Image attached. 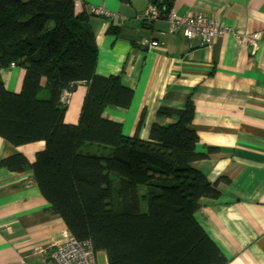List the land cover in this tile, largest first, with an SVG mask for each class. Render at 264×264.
I'll list each match as a JSON object with an SVG mask.
<instances>
[{"label":"trees","instance_id":"1","mask_svg":"<svg viewBox=\"0 0 264 264\" xmlns=\"http://www.w3.org/2000/svg\"><path fill=\"white\" fill-rule=\"evenodd\" d=\"M76 8V0H0V71L25 72L18 93L0 76V137L14 146L45 143L33 164L17 154L2 166L32 171L49 212L107 264H226L195 218L200 201L220 193L191 166L206 157L190 128L194 103L160 107L149 134L156 147L125 139L105 110H128L134 91L122 73L97 74L94 14ZM81 84L88 89L79 121L67 124L63 93Z\"/></svg>","mask_w":264,"mask_h":264},{"label":"crops","instance_id":"2","mask_svg":"<svg viewBox=\"0 0 264 264\" xmlns=\"http://www.w3.org/2000/svg\"><path fill=\"white\" fill-rule=\"evenodd\" d=\"M158 1L86 0L77 7L89 14L92 7L115 14L90 17L98 46L96 71L106 77L122 73L134 99L128 110L107 108L105 117L123 125L125 139L156 147L149 134L160 107L180 108L191 100L190 128L200 139L197 152L206 156L191 166L220 193L216 200L202 199L195 218L226 264H264V0H163L167 9ZM152 5L162 15L154 23L144 19ZM171 11L202 14L262 39L256 48L228 34L209 44L200 36L188 40L182 31H170L165 18ZM0 76L7 91H21L23 69H4ZM87 89L81 84L68 95L67 124L78 123ZM44 148L43 141L14 146L0 137V264H20L27 256L30 264H53L47 252L33 251L68 231L49 212L32 171L16 173L2 166L17 154L33 164Z\"/></svg>","mask_w":264,"mask_h":264},{"label":"built area","instance_id":"3","mask_svg":"<svg viewBox=\"0 0 264 264\" xmlns=\"http://www.w3.org/2000/svg\"><path fill=\"white\" fill-rule=\"evenodd\" d=\"M86 0H77V4L81 5ZM91 14L95 16L111 18L115 14L107 9L95 7L90 10ZM162 18L161 12L156 6H151L144 17L149 22H156ZM170 26V31L175 33L182 31L186 39L191 40L200 36L206 43H210L214 38L224 34V30L219 22L204 17L202 15H179L175 11H171L165 18ZM230 34V33H229ZM241 42L240 36L237 34H230ZM257 37L248 39L247 43L250 48H256ZM153 47L158 46V42H152ZM67 100V99H66ZM65 105L67 101H62ZM47 252V258L53 264H99L97 253L93 245L89 241L77 240L69 231L47 240L44 244L33 251V254H42ZM30 256L22 258L20 264H30L28 259Z\"/></svg>","mask_w":264,"mask_h":264},{"label":"rangeland","instance_id":"4","mask_svg":"<svg viewBox=\"0 0 264 264\" xmlns=\"http://www.w3.org/2000/svg\"><path fill=\"white\" fill-rule=\"evenodd\" d=\"M84 4H85V2H83V6H84ZM80 5H78L77 4V2H76V7H79ZM194 15H197V14H194ZM202 15V14H201ZM202 16H204V17H207V16H205V15H202ZM208 18V17H207ZM210 19V18H209ZM219 24L221 25V27L223 28V30L225 31L224 32V34H228V35H230V34H237V35H239L240 37V39L242 40L241 42H243L244 41V39L246 40V42H247V40L248 39H253V38H256L257 37V44L259 45L260 44V42H261V35L260 34H253V35H241V34H239L237 31H235V29H233L232 27H230V26H228L227 24H225L224 22H219ZM230 33V34H229ZM230 36H232V35H230ZM68 95H70V93L69 92H64L63 93V96H62V101L63 100H65V102L67 101V103L65 104V105H67L68 104V102H69V98H68ZM67 99V100H66ZM142 210L143 211H145L146 210V205L142 202ZM90 242V241H89ZM94 248V247H93ZM95 250V249H94ZM97 259H98V263L99 264H107V258H106V255L104 254V253H98L97 254Z\"/></svg>","mask_w":264,"mask_h":264}]
</instances>
